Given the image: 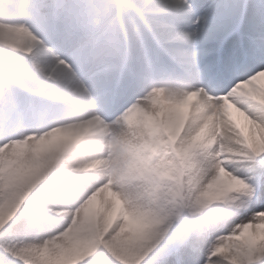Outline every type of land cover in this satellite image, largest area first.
Returning <instances> with one entry per match:
<instances>
[{"label":"snow or ice","instance_id":"snow-or-ice-1","mask_svg":"<svg viewBox=\"0 0 264 264\" xmlns=\"http://www.w3.org/2000/svg\"><path fill=\"white\" fill-rule=\"evenodd\" d=\"M0 264H264V0H0Z\"/></svg>","mask_w":264,"mask_h":264}]
</instances>
